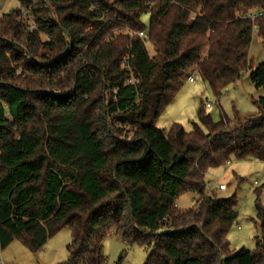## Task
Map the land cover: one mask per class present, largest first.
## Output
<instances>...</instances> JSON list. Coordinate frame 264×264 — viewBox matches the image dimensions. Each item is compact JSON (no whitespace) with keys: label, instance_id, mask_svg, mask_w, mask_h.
Returning a JSON list of instances; mask_svg holds the SVG:
<instances>
[{"label":"trees","instance_id":"trees-1","mask_svg":"<svg viewBox=\"0 0 264 264\" xmlns=\"http://www.w3.org/2000/svg\"><path fill=\"white\" fill-rule=\"evenodd\" d=\"M16 4L0 16V250L37 252L67 228L58 264H106L109 235L143 246L145 264H264V208L255 249L231 250L235 195L205 192L209 169L264 161V96L257 115L213 121L201 106L189 131L156 126L193 72L216 95L245 72L264 87L248 55L252 35L264 53V14L245 17L264 0Z\"/></svg>","mask_w":264,"mask_h":264},{"label":"rangeland","instance_id":"rangeland-1","mask_svg":"<svg viewBox=\"0 0 264 264\" xmlns=\"http://www.w3.org/2000/svg\"><path fill=\"white\" fill-rule=\"evenodd\" d=\"M15 6L16 0H0V16L10 12ZM143 22L148 24V15L143 16ZM147 50L149 55L154 54L149 44ZM248 55L254 64L264 61L257 35H252ZM194 77L192 83L188 80L183 82L173 100L165 107L156 122L158 128L167 129L175 122L189 131L193 123L198 121V110L201 106L213 121H217L222 115L234 121L260 113L256 101L264 96V87H255L249 79V72L243 73L236 82L221 89L218 95L198 74ZM207 181L222 183L225 190L206 186V193L213 190L215 196L220 198L235 195L236 219L226 235L229 249L244 248L253 251L259 236L255 224L256 204L264 208V161L231 159L229 163L209 169L205 174V182ZM194 197L192 193L182 195L177 200L178 207H190ZM69 241L70 232L67 228L50 237L37 252H31L15 240L1 249L0 264H58L67 258L66 246ZM102 245L106 264H114L122 253L120 264H145L147 250L141 245H127L113 235L107 236Z\"/></svg>","mask_w":264,"mask_h":264},{"label":"built area","instance_id":"built-area-1","mask_svg":"<svg viewBox=\"0 0 264 264\" xmlns=\"http://www.w3.org/2000/svg\"><path fill=\"white\" fill-rule=\"evenodd\" d=\"M16 6H17V4H16ZM16 6H15V7H16ZM19 13H20L19 17H20L21 19H23V20L29 25V30H32V28H33V23H32V19H31V17L28 16V15L25 13V10H24L23 8H21V9L19 10ZM262 14H264V10H258L257 12H250V13L246 14L245 17H248V18H251V19H252V18H255V17L260 16V15H262ZM139 35H140V36H143V37H146V36H147V34H146L145 31H140V32H139ZM195 74H197V73H196V72H193L191 75L188 76L187 79H188L189 81H193ZM126 82H127V83H135L136 80L133 78V76H130V77L126 80ZM206 106H208V104H206ZM207 184H208L209 186H211V187H217V188L220 189V190L225 189V185H224V184L219 183V182H216V181H215V182L207 181Z\"/></svg>","mask_w":264,"mask_h":264},{"label":"crops","instance_id":"crops-1","mask_svg":"<svg viewBox=\"0 0 264 264\" xmlns=\"http://www.w3.org/2000/svg\"><path fill=\"white\" fill-rule=\"evenodd\" d=\"M187 80H188V79H187ZM194 80H195V77H194L193 81H189V80H188V81H189L190 83H192V82H194ZM227 163H229V162H227ZM223 190H225V189H223ZM11 243H12V242H11ZM11 243H10V244H11ZM10 244H9V245H10ZM9 245H8V246H9ZM0 251H1V250H0Z\"/></svg>","mask_w":264,"mask_h":264}]
</instances>
